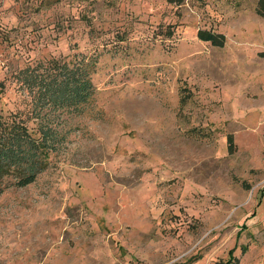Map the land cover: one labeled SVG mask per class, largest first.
Instances as JSON below:
<instances>
[{"label":"rangeland","instance_id":"1","mask_svg":"<svg viewBox=\"0 0 264 264\" xmlns=\"http://www.w3.org/2000/svg\"><path fill=\"white\" fill-rule=\"evenodd\" d=\"M255 0H0V115L35 131L25 64L94 58L91 99L23 187L0 264H264V19ZM222 33V46L195 36ZM230 135L232 150L227 151Z\"/></svg>","mask_w":264,"mask_h":264},{"label":"trees","instance_id":"2","mask_svg":"<svg viewBox=\"0 0 264 264\" xmlns=\"http://www.w3.org/2000/svg\"><path fill=\"white\" fill-rule=\"evenodd\" d=\"M183 0H165L179 5ZM254 13L264 19V0H255ZM198 40L222 46V33L197 29ZM264 56V52L259 53ZM94 58L73 53L70 58L36 61L14 73V79L29 95L30 117L36 119L35 136L16 115H0V180L5 186L23 187L33 182L48 166V155L61 143V135L45 117L57 110L79 111L91 99L94 87L91 73ZM227 151L232 150L231 136H226ZM0 187V192L2 188Z\"/></svg>","mask_w":264,"mask_h":264}]
</instances>
